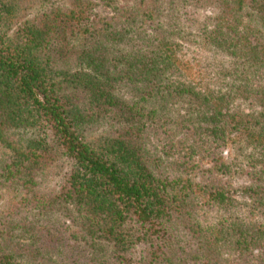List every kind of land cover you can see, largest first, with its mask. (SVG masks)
Here are the masks:
<instances>
[{
    "label": "trees",
    "instance_id": "16d2710c",
    "mask_svg": "<svg viewBox=\"0 0 264 264\" xmlns=\"http://www.w3.org/2000/svg\"><path fill=\"white\" fill-rule=\"evenodd\" d=\"M121 1L0 0V264H264V0Z\"/></svg>",
    "mask_w": 264,
    "mask_h": 264
},
{
    "label": "rangeland",
    "instance_id": "374dc122",
    "mask_svg": "<svg viewBox=\"0 0 264 264\" xmlns=\"http://www.w3.org/2000/svg\"><path fill=\"white\" fill-rule=\"evenodd\" d=\"M131 1L132 0H122L120 2V4L122 5V7H125V6H128L131 4ZM248 169H245V172L247 171ZM245 177H240V176H236L234 181L232 182L234 187H240L244 184V182H242V180L244 179ZM225 179V178H224Z\"/></svg>",
    "mask_w": 264,
    "mask_h": 264
}]
</instances>
